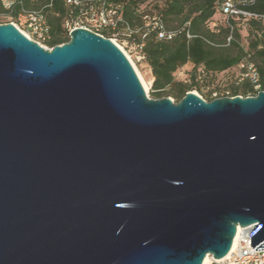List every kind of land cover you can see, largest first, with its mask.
I'll list each match as a JSON object with an SVG mask.
<instances>
[{
    "label": "water",
    "instance_id": "water-1",
    "mask_svg": "<svg viewBox=\"0 0 264 264\" xmlns=\"http://www.w3.org/2000/svg\"><path fill=\"white\" fill-rule=\"evenodd\" d=\"M249 225L264 250V90L152 99L110 38L0 23V264H202Z\"/></svg>",
    "mask_w": 264,
    "mask_h": 264
},
{
    "label": "trees",
    "instance_id": "trees-1",
    "mask_svg": "<svg viewBox=\"0 0 264 264\" xmlns=\"http://www.w3.org/2000/svg\"><path fill=\"white\" fill-rule=\"evenodd\" d=\"M19 1L25 9H41L49 25L50 39L47 44L50 47L69 40L63 23L73 25L75 19L83 12L82 8L67 5L64 0H16L13 5L14 15L20 10ZM102 1L118 6L124 22L133 29L145 28L146 24L150 23L145 37L134 34L129 44L124 46L135 55H140L141 60L149 67L153 77L151 89L156 98L172 96L177 102L189 90L196 89L201 92V86L205 85L209 78L236 68L239 60L246 55L256 64L261 89L264 90V22L247 20L245 28L242 29L239 20L232 18L233 39L229 44H225L229 25L218 14L219 0ZM99 4L100 2L95 3ZM248 9L263 13L264 0H257L256 4ZM3 11L5 10L0 4V12ZM152 17L160 20L165 29L177 31L176 34L170 39H158L157 29L152 28ZM213 21H216L215 26H212ZM187 33L191 36L187 37ZM101 34L107 38L111 37L109 30H104ZM123 38L118 35L119 42H122ZM140 43H143L141 48ZM186 64L192 65L188 72V81L177 80L176 73ZM226 90L229 91L228 96H248L252 86L248 81L234 83L230 77ZM204 95L207 101L216 98L212 91Z\"/></svg>",
    "mask_w": 264,
    "mask_h": 264
},
{
    "label": "built area",
    "instance_id": "built-area-1",
    "mask_svg": "<svg viewBox=\"0 0 264 264\" xmlns=\"http://www.w3.org/2000/svg\"><path fill=\"white\" fill-rule=\"evenodd\" d=\"M64 1L67 5L78 6L83 9L82 15L75 19L74 24L69 29V32L76 27L85 28L100 35H102V31L109 30L111 31L112 37H110V39L114 43L115 40L118 39V35H122L124 38L120 44L128 45V42L134 34H139L142 38L145 37L147 33V27L150 24L147 23L145 28L140 27L133 29L124 22L121 14L119 13L118 6L106 4L102 0H92L86 2L83 0ZM256 1L257 0H219L218 14L220 15L221 19L227 25H229V35L226 38L225 44H229L233 39L234 28L231 24L232 18L239 20V25L242 29L245 28L247 20H257L264 22V12L257 13L248 9V7L255 5ZM96 2H100V4L95 5ZM15 3L16 0H0V4L5 10L0 12V19H6L5 23H12L26 37L43 46V44L47 43V41L50 39V30L41 9H25L21 6L19 1L20 10L18 11L17 15H14L13 5ZM84 4L86 5L82 6ZM151 20L152 28L157 29L158 39H170L176 34L177 31L175 30L165 29L162 22L156 17H152ZM18 24L22 25V29L18 26ZM215 25L216 21H213L212 26ZM186 35L187 37L191 36L189 33ZM142 45L143 43H140L139 48H141ZM117 46L119 47V45ZM136 57L141 59V56L138 54H136ZM236 69L238 72L233 76L234 83L238 84L243 81H248L252 86V90L248 96L256 95L258 91L262 90L257 66L252 60L249 59L248 55L239 60ZM228 93V90L223 89L220 92H213V96H228ZM252 231V225L240 227L236 232V242L233 250L229 255L215 261L216 264H264V250L255 251V247H257V245L253 247L250 245L249 234Z\"/></svg>",
    "mask_w": 264,
    "mask_h": 264
},
{
    "label": "rangeland",
    "instance_id": "rangeland-1",
    "mask_svg": "<svg viewBox=\"0 0 264 264\" xmlns=\"http://www.w3.org/2000/svg\"><path fill=\"white\" fill-rule=\"evenodd\" d=\"M5 22H6V19H3V18L0 19V23H5ZM18 26L22 29V25L18 24ZM63 27L68 31V35H69V29L72 27V25H70L68 23L67 24L63 23ZM115 43L117 45H119V48L121 47L120 49L122 50V52L126 55L128 60L130 61V63L132 65L133 69L135 70V73L137 74V76L139 74L141 76V78L143 79V81L145 82V84H147L148 92L145 91L147 93V95L152 99H157L153 93V90L151 89L153 77L151 75L150 69L147 66V64L143 60L138 59L136 57V55L134 53L130 52L127 48H125V46L123 44H120L118 39L115 40ZM43 46H45L46 48H50V46L47 43H44ZM191 67H192L191 64H186L183 67H181L175 75L176 79L181 80V81H188V79H189L188 72L190 71ZM237 72H238L237 69L233 68L230 71H227L225 73L223 72V73L217 74L215 77H213L214 79L209 78L207 80L206 84L201 86V92H198L196 89H192L189 91H192V92L198 94L203 99H205L204 94L207 93L208 91L220 92L223 89H228L229 78L231 77V79H233L232 77L234 75H236ZM138 78H139V76H138ZM139 81L141 83L140 78H139ZM141 85H142V83H141ZM240 96L245 97L246 95L240 94ZM164 97H169L171 100L176 102L175 98H173L172 96H164ZM215 261H217V260H213L210 256V258L206 264H216Z\"/></svg>",
    "mask_w": 264,
    "mask_h": 264
},
{
    "label": "bare ground",
    "instance_id": "bare-ground-1",
    "mask_svg": "<svg viewBox=\"0 0 264 264\" xmlns=\"http://www.w3.org/2000/svg\"><path fill=\"white\" fill-rule=\"evenodd\" d=\"M138 76H139V78H140V80H141V83H142V85H143L144 90H145L146 92H148V86H147V84H145V82L143 81V79L141 78V76H140L139 74H138ZM239 228H240V227H237V230H239ZM235 242H236V234H235V236H234V238H233V241H232V245H231L230 251H229V253H228L227 255H229V254L231 253V251L233 250V248H234V246H235ZM209 258H210V255H207V256L204 258L202 264H206V263L208 262Z\"/></svg>",
    "mask_w": 264,
    "mask_h": 264
}]
</instances>
